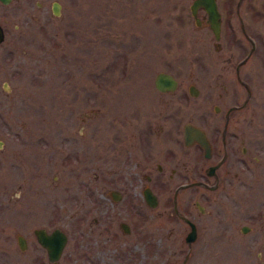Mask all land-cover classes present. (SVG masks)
I'll return each mask as SVG.
<instances>
[{
  "label": "rangeland",
  "instance_id": "1",
  "mask_svg": "<svg viewBox=\"0 0 264 264\" xmlns=\"http://www.w3.org/2000/svg\"><path fill=\"white\" fill-rule=\"evenodd\" d=\"M52 1L0 3V264H264V216L217 221L214 207L200 213L180 189L176 207L197 226L188 246L172 204L180 154L151 168L163 181L155 206L141 199L151 147L140 132L180 128L204 100L187 86L216 85L213 62L198 60L211 38L194 28L191 0H55L58 15ZM157 71L174 75L173 92L155 89ZM261 205L253 199L243 214ZM35 227L66 233L54 263L33 252Z\"/></svg>",
  "mask_w": 264,
  "mask_h": 264
},
{
  "label": "flooded vegetation",
  "instance_id": "2",
  "mask_svg": "<svg viewBox=\"0 0 264 264\" xmlns=\"http://www.w3.org/2000/svg\"><path fill=\"white\" fill-rule=\"evenodd\" d=\"M215 3L218 11L216 34L202 5L195 9L194 14L190 9L189 12L194 28L205 29L210 34L211 42L203 44L198 60L204 68H209V61L213 62L216 85L210 92L195 86L196 95L204 96V100L197 103L200 107L197 116L183 120L180 128L169 125L151 128L148 125L140 132V140L151 147L144 155L146 164L149 162V172L144 173L141 199L149 206L143 190L148 188L157 200L155 189L163 185V181L153 175L152 166L159 173L166 163L180 154L182 181L175 187L178 188L176 194L184 189L187 200L200 213L205 206L214 207L218 213L215 215L217 221L259 220L264 216L262 208L252 215L243 212L251 206V200L264 197V0H215ZM215 87L219 90L216 91ZM211 98L214 100L206 101ZM185 123L202 131V142L184 141ZM155 156H159L160 160L150 163ZM171 170L174 171L175 167ZM108 196L117 201L121 194L111 188L108 189ZM181 214L194 224L197 237L193 214L189 209ZM183 221L187 225V233L190 225ZM119 225L122 231L129 232L126 222ZM248 228L245 224L240 225L241 231ZM32 233L34 243L30 245L33 252L40 249L47 259L45 248ZM22 240L21 247L16 235L20 251L27 248L26 238ZM34 260L38 261V258Z\"/></svg>",
  "mask_w": 264,
  "mask_h": 264
},
{
  "label": "water",
  "instance_id": "3",
  "mask_svg": "<svg viewBox=\"0 0 264 264\" xmlns=\"http://www.w3.org/2000/svg\"><path fill=\"white\" fill-rule=\"evenodd\" d=\"M10 0H0L1 3H8ZM202 5L205 10L208 13V20H209V25L212 29V31L216 34L217 28H218V11H217V6L215 3V0H191L189 4V8L192 14L195 13V9L199 6ZM59 2L53 0L51 2V11L53 14L58 15L59 13ZM4 38V32L3 28L0 25V42ZM153 84L154 87L160 91V92H167V91H174L175 88L177 87V79L169 72L165 71H157L153 77ZM188 92L191 95H196L197 89L195 85L189 84L188 85ZM188 123H185L183 125V139L186 142H192V141H197V142H202V131L196 127L189 125ZM189 127V128H188ZM178 188L175 189V192L173 193V210L174 212L183 220L189 222L190 229L186 233L184 239L188 246L191 244V242L195 239L196 234H195V226L192 222H190L184 215L180 214L177 211L176 208V203H175V194ZM143 195L146 203L149 206H155L157 200L155 195L147 188L143 190ZM123 226H126L124 223H122ZM245 229H243L244 231ZM33 232L36 236L37 241L39 242L40 245H42L45 250H46V255H47V260L50 262H55L61 252L62 249L65 245V242L67 240V235L66 233L60 229L59 227H54L51 230L47 231L43 227H36L33 229ZM21 235H17V240L19 245L22 247L23 245V240H22ZM189 249V248H188ZM188 251V250H187ZM188 253V252H186ZM187 257V254L185 258Z\"/></svg>",
  "mask_w": 264,
  "mask_h": 264
}]
</instances>
